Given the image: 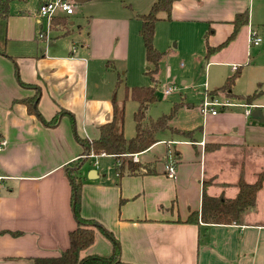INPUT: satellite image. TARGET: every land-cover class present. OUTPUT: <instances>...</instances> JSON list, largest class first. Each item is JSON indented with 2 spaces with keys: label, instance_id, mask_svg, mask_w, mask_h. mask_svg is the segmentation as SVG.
<instances>
[{
  "label": "crops",
  "instance_id": "crops-1",
  "mask_svg": "<svg viewBox=\"0 0 264 264\" xmlns=\"http://www.w3.org/2000/svg\"><path fill=\"white\" fill-rule=\"evenodd\" d=\"M36 2L38 8L43 3ZM244 12L248 24L242 27L246 46L241 57L219 58L217 52L208 63L217 64L224 82L238 74L233 97L223 94L229 105L214 116L202 115L195 128L173 127L192 131L188 137L168 130L158 133L155 144L135 154L142 173L118 179L115 159L92 157L79 139L96 140L99 127L110 122L114 100L94 91V70L105 61L109 68L110 56L127 61L128 39L138 33L140 23L131 18L92 19L81 47L72 44L73 50H67L64 40L51 44L45 38L38 9L16 13L10 8L5 54H0V264H32L33 259L57 257L67 249L68 235L77 227L71 170L82 178L80 216L112 234L123 264H264V183L240 223H185L190 213L200 211L204 183L207 195L233 199L240 178L251 184L264 173V122L249 119L245 103L236 101L255 93L249 106L251 112L261 108L264 120V90L243 85L236 91L251 60L249 32L264 26V0L176 1L165 22L166 38L176 41V49L203 47L206 52L205 41L212 47L224 42L235 15ZM72 14L56 16L65 20L55 26L62 35L58 39L67 36L62 34L66 25H74ZM112 31L116 50L109 45L105 49ZM236 37L222 50L234 45ZM253 54L259 56L260 51ZM254 82L264 85L262 80ZM34 97L40 117L19 103ZM170 160L176 168L171 178L165 173ZM74 162L79 163L76 168ZM91 170L95 174L88 179ZM111 246L110 238L97 231L86 253L109 255Z\"/></svg>",
  "mask_w": 264,
  "mask_h": 264
},
{
  "label": "trees",
  "instance_id": "trees-1",
  "mask_svg": "<svg viewBox=\"0 0 264 264\" xmlns=\"http://www.w3.org/2000/svg\"><path fill=\"white\" fill-rule=\"evenodd\" d=\"M10 1L11 0H0L1 55L5 54V28L6 22L10 16ZM42 1L45 3L51 0ZM176 1L179 0H155L147 13L136 15V19L140 21L138 35L143 43L145 62L148 66L146 75L154 82V76L157 74L158 64L162 58V53L154 46L155 25L159 21L170 20L172 4ZM58 24L64 25V18H62V20L58 17L53 18L52 28H55ZM247 24V12L235 15L234 20L232 21L233 30L224 42L212 47L207 41H205V59L208 60L215 53L225 48L232 40H234L238 31ZM210 33H212V30H209V34ZM237 76V73L229 76L220 88L209 91V96L218 95L220 93L229 98L233 97L231 93ZM119 83L120 80H118L116 87ZM156 91V85L132 87L128 91L127 95L129 99L138 105L136 112L133 114L135 135L132 138L126 139L124 136L125 100H122L119 102L112 101L111 120L99 127V137L96 140L90 142L79 139V143L88 147L90 154L95 156L104 154L115 159V172L118 179L125 174L133 175L142 173V167L139 163L132 161V155L142 153L155 144L158 141V133L167 130L172 131L169 122L175 117L182 104H174L168 114H163L154 120L149 119L145 124L149 105L158 101ZM255 97L256 94L252 93L251 95L239 97L236 101L251 105ZM19 103L24 104L29 113L39 116L36 108L37 97L21 100ZM50 123L51 122H45V124ZM176 134L188 137L192 134V131H176ZM78 164V162H74L72 164L73 168H76ZM146 173H148V171H146ZM68 178L70 179L72 187L71 205L77 227L69 233V245L59 256L52 258H36L32 260V264H123L120 262L119 244L114 240L112 234L104 230L95 221L85 220L80 216L79 208L82 178H80L74 170L68 171ZM263 183L264 173L258 174L256 180L251 184L246 183L240 178L237 183L238 192L233 199L211 197L207 195L205 192L206 184L204 183L200 211L190 213L185 223L196 224L199 221L212 225L240 223L243 214L253 208L256 194L262 188ZM96 230L110 238L112 246L109 255L103 256L94 253H86L94 244Z\"/></svg>",
  "mask_w": 264,
  "mask_h": 264
},
{
  "label": "rangeland",
  "instance_id": "rangeland-1",
  "mask_svg": "<svg viewBox=\"0 0 264 264\" xmlns=\"http://www.w3.org/2000/svg\"><path fill=\"white\" fill-rule=\"evenodd\" d=\"M66 1L73 4V14L70 18L74 22V25H66V31L62 32V34H66L67 36L58 39V35L60 34L57 32L61 31L58 27L55 30L52 28V20L50 30L48 31V38L50 39L47 40L49 42L51 40V44L56 40H64L68 46L67 50H70V48L73 50L72 44L76 48L81 47L83 38L88 33V25L92 19L105 17L114 20L120 18L136 20V15L147 13L155 0H86L83 3H75L74 0ZM10 8L16 13H31L38 9L36 0H11ZM66 22H69L67 18ZM137 22L140 23V21ZM160 22L162 21H159L157 26L155 25L157 40L155 41L156 43L154 42V46L162 53V58L158 64L157 74L154 76L155 82L146 75L148 66L145 64L143 43L138 33L133 34L128 39L127 44L130 52L126 62L120 59L115 60L110 56V59H108L111 62L109 68L105 69V65L107 64V61H105L101 62L94 70L93 80L98 84V87H94L96 93L107 98L110 102L112 100L116 102L125 100L124 136L126 139L132 138L135 135L133 114L136 112L138 105L130 100L127 95L132 87L156 85L158 101L149 105L145 124L149 119L154 120L163 114H168L174 104H182L175 117L169 122L172 128L179 127L182 129L184 127H191L192 125H195V128L201 124L203 114L200 111V107L205 99H207L206 92L209 95V90L211 91V89L219 87L224 82V79L219 76L220 69L217 67V64H210V67L208 66L211 58L209 61L205 59L206 52L203 47L202 50H183L182 46L179 49L174 48L176 41L172 40L169 43L166 38V27L168 26L165 23L166 21ZM42 29L46 31V22L44 21ZM256 30L257 37L261 38L262 41L257 49V47L250 46L247 40L251 60L248 63L249 69L246 71L244 79L236 85V91L242 90L243 85L245 87H253L254 90H264L263 84L257 87V84L255 85L256 82H254L255 80L264 81V26H257ZM242 31L243 28L237 34L234 45L228 50L219 51V58L241 57L246 46L245 35ZM113 36L114 32L112 31L108 39L105 40V49L109 45V50H116V47H114L116 42L112 40ZM42 46L46 47L45 43ZM254 50L260 51L259 56L253 54ZM248 64L244 65L242 69H246ZM118 80H120V83L116 87ZM167 88H171L172 92L165 95L164 90ZM243 89L246 91V88ZM224 98L223 94H218L217 100L220 103H225ZM216 110H220V108H216ZM176 131L178 130L173 128L171 133H176ZM103 161L108 162L109 159L107 158Z\"/></svg>",
  "mask_w": 264,
  "mask_h": 264
},
{
  "label": "built area",
  "instance_id": "built-area-1",
  "mask_svg": "<svg viewBox=\"0 0 264 264\" xmlns=\"http://www.w3.org/2000/svg\"><path fill=\"white\" fill-rule=\"evenodd\" d=\"M59 13H64L65 15H70L73 13V4L69 3L66 0H51L45 3H42L38 8V15L39 17L46 22V31H44L45 38L47 39L48 31L50 30L51 21L53 18L59 15ZM248 41L249 44L252 46H258L261 43V38L257 37V34L255 32H249L248 35ZM236 69V66L233 67V70ZM172 92L171 88H167L164 90V94H169ZM207 99L203 102V104L200 107V111L204 116L211 115L214 116L217 114L216 108H224L228 106V102L225 101V103H220L216 97L207 95ZM244 109L245 116L249 117L251 114V110L253 106L249 105H242ZM93 157L94 155L91 154ZM132 161L137 162V159L135 158V155H132ZM175 163L173 160L168 161V163L165 165V173L168 177H173L175 174Z\"/></svg>",
  "mask_w": 264,
  "mask_h": 264
},
{
  "label": "water",
  "instance_id": "water-1",
  "mask_svg": "<svg viewBox=\"0 0 264 264\" xmlns=\"http://www.w3.org/2000/svg\"><path fill=\"white\" fill-rule=\"evenodd\" d=\"M75 3H81V0H74ZM249 119L251 120H256V121H259V122H264L263 118H262V110L261 108H258L256 107L255 110H253L251 112V114L249 115ZM95 174V171L94 170H91L89 171L87 177L88 179H92V175Z\"/></svg>",
  "mask_w": 264,
  "mask_h": 264
}]
</instances>
